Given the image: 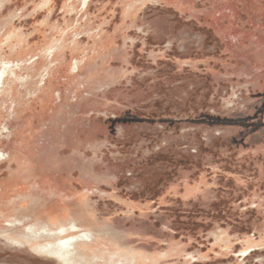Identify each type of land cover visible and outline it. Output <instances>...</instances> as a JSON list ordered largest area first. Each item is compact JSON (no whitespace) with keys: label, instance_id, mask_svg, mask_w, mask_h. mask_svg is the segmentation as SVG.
<instances>
[{"label":"rangeland","instance_id":"obj_1","mask_svg":"<svg viewBox=\"0 0 264 264\" xmlns=\"http://www.w3.org/2000/svg\"><path fill=\"white\" fill-rule=\"evenodd\" d=\"M1 73L0 264H264V0H0Z\"/></svg>","mask_w":264,"mask_h":264},{"label":"bare ground","instance_id":"obj_2","mask_svg":"<svg viewBox=\"0 0 264 264\" xmlns=\"http://www.w3.org/2000/svg\"><path fill=\"white\" fill-rule=\"evenodd\" d=\"M49 212H51V211H49ZM47 215L49 216L50 221L54 222L56 220V217L57 216H55L53 214H47ZM69 227L74 228L72 225L68 224L66 226H64V225L59 226L54 231L52 230L53 231V235L54 236H58L56 238L57 241H59V247H57V254L60 255V256H62V257H65L67 254H70L69 252H70L71 247H73L74 246V243H76V241L74 239H72V238H62L61 237V235H63L64 233H66L68 231V228ZM34 228L35 227H33L31 230H29V228H28L29 232H31V233L33 232L32 233L33 236H37V235L38 236L39 235L41 236L43 230H41L40 228L39 229L38 228H35V231H36V234H35L34 233ZM53 239H55V238L53 237Z\"/></svg>","mask_w":264,"mask_h":264},{"label":"flooded vegetation","instance_id":"obj_3","mask_svg":"<svg viewBox=\"0 0 264 264\" xmlns=\"http://www.w3.org/2000/svg\"><path fill=\"white\" fill-rule=\"evenodd\" d=\"M3 75H4V73H1L0 74V88H1V85H2V79H3ZM1 157V156H0ZM251 249V247H249L248 249H246V251L245 252H248L249 250Z\"/></svg>","mask_w":264,"mask_h":264}]
</instances>
